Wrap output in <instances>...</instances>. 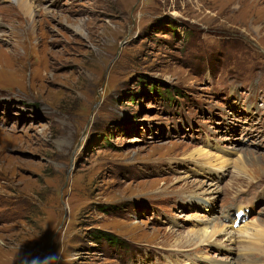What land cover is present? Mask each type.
<instances>
[{
    "label": "rangeland",
    "instance_id": "1",
    "mask_svg": "<svg viewBox=\"0 0 264 264\" xmlns=\"http://www.w3.org/2000/svg\"><path fill=\"white\" fill-rule=\"evenodd\" d=\"M225 1L0 0V264H264V0Z\"/></svg>",
    "mask_w": 264,
    "mask_h": 264
},
{
    "label": "bare ground",
    "instance_id": "2",
    "mask_svg": "<svg viewBox=\"0 0 264 264\" xmlns=\"http://www.w3.org/2000/svg\"><path fill=\"white\" fill-rule=\"evenodd\" d=\"M260 1H263V0H253V1H250V4L251 5H253L254 7H257V5H258V3H260ZM221 5V7H220V10L221 11H223V12H227V13H232L233 15H232V17L231 18H234V15H237L238 13H239V11H240V9H241V4H240V0H234V1H230V0H226L225 2H223V3H221L220 4ZM235 6V7H234ZM235 8V9H234ZM241 13H242V15H240V18H242L243 20L246 18V21L248 20V18H249V16L248 15H251V14H248L247 15V13L248 12H246V11H240ZM253 15L255 14V13H252ZM253 15H251V16H253ZM230 18V19H231ZM251 18V17H250ZM205 193V192H204ZM233 222V221H232ZM229 227V226H228ZM233 229H232V227H230L229 229H226L225 228V226H223L221 229H217V230H213V231H211V232H207V231H204L203 232V234H204V236H203V238H206L205 237V235H208V236H211L210 238H211V244L213 243V244H219V245H223L222 244V242H221V240H217L216 238H214V235L215 234H218V233H221L224 237L225 236H228V238L230 239V237H229V235H231L232 233L231 232H236V231H232ZM231 233V234H230ZM235 236H234V234H232L231 235V239H233ZM228 238H224L225 240H224V242L226 241V242H230L229 240H228ZM260 245V244H259ZM258 248V247H257ZM260 248V247H259ZM257 250V249H256ZM250 251H255V250H248L247 252H245V251H241V250H239V252H242V255H243V257L248 253V252H250ZM257 251H259L260 253H263L264 252V244H263V246H262V248L261 249H259V250H257ZM241 255V256H242ZM249 259V258H248ZM237 260V258L235 259V260H233L234 262ZM246 261V260H245ZM251 261V260H250ZM224 262H228V261H224ZM239 263H241V264H251V263H248V262H244V263H242L241 261L239 262ZM232 264H234V263H232ZM253 264H255V263H253Z\"/></svg>",
    "mask_w": 264,
    "mask_h": 264
}]
</instances>
